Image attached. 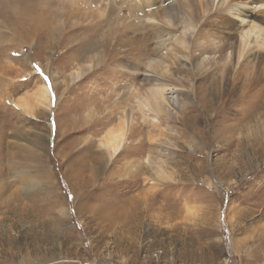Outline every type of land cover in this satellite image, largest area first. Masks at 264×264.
Instances as JSON below:
<instances>
[{"label": "rangeland", "instance_id": "374dc122", "mask_svg": "<svg viewBox=\"0 0 264 264\" xmlns=\"http://www.w3.org/2000/svg\"><path fill=\"white\" fill-rule=\"evenodd\" d=\"M160 1L0 0V264H264V52L236 82L224 86L217 71L198 79L182 56L236 47L248 20ZM182 1L189 8L168 15L192 20L194 33L148 22ZM250 12L264 19V7ZM160 30L173 36L167 47ZM169 48L179 60L167 76L207 107L177 105L176 119L153 124L137 97ZM40 85L45 106L33 102ZM163 96L175 104L171 90ZM126 115V145L106 162L101 140ZM238 122L251 138L230 134ZM148 155L170 180L141 165Z\"/></svg>", "mask_w": 264, "mask_h": 264}, {"label": "bare ground", "instance_id": "6f19581e", "mask_svg": "<svg viewBox=\"0 0 264 264\" xmlns=\"http://www.w3.org/2000/svg\"><path fill=\"white\" fill-rule=\"evenodd\" d=\"M192 1L197 6L201 14H208L213 10L214 11L218 10L219 12L224 13L226 15L236 16L241 20L242 19L248 20L245 22L243 26L242 25L241 27L239 26V29L237 30V33H239L238 34L239 43L236 47L230 45L227 50L218 49L216 50V52L213 49H211V51L207 49L206 50L203 49V51H200L198 57L196 56L197 58L195 57V59H190L189 56H185V55L182 56V58H184L185 60V63H183L184 66H188L189 68H192L195 72L194 75L198 79H202V78L204 79L209 75L210 72L217 71L221 74L223 84L228 79H231L230 81L236 82L237 78L240 77L239 76L240 73L238 72L240 67H242L244 64L254 65L259 60L260 56L263 55L264 19L255 16L253 13L250 12V10L262 8L264 7V3L261 0L252 1L251 3L248 4L241 1L235 2L233 0H192ZM160 2L161 4H164L165 2H167V0L165 1L161 0ZM2 4L3 2L0 3V5ZM182 5H185L186 7L189 8V4L187 2L184 3L182 1L181 3L175 5L172 4L167 8L164 7L161 8L163 15L160 17L158 12H156V10L152 11L148 16V22L164 28L165 27L174 28V29L179 28L182 31L180 32L179 37L178 36L177 37L183 39L188 34L194 33L196 31L197 26L196 24L193 23L192 20H184V19L180 23L178 22L179 24H177V20L176 21L173 20V18L168 15V12L170 10L172 11L176 6L182 7ZM172 37L173 36H171V34L166 32L165 30H160L155 35V38L158 40V43L161 45V47H163V45L167 41H169ZM177 43H178L177 45L184 47L183 42L179 41ZM211 44L213 45V43ZM165 46L167 47L166 44ZM168 51L170 53L169 55H171L168 61L164 58L158 57L157 59H154L152 61L153 63L151 64V67H149L150 71L148 73L151 76L147 78V81L153 84H150L151 87L148 90V96L146 98L137 97L139 105L146 110L144 111L143 115L150 118L153 124H159V119L161 117H164L165 119L168 120L176 119L174 115L175 114L174 111L178 109V106L184 107L185 103L190 104L192 109H195L197 106L200 108L206 106L205 102L199 101L203 98L201 99L198 98L196 104H194L195 102L193 103L192 101L184 100L185 98L184 99L182 98V94L184 92L183 91L184 86H182L180 83L175 82L174 80L169 79V77L167 76L168 69L172 68L173 66L172 62L175 61V59L179 60L177 59L179 53L175 48H169ZM167 89L171 90L174 94H176L174 99V101L176 102L174 105L173 102L172 103L165 102V100L167 99L164 98L163 92L166 91ZM220 89H222V87H220ZM185 90H186L185 91L186 94H194L195 96H197L198 94H201L202 86L197 88L191 87L190 89H185ZM251 90L252 89H250L249 86H244L243 88H241L240 96L245 95L246 92ZM49 92H50L49 89L45 85H40V87H38V89L36 90V93L32 95L34 104L41 106H45L46 104H49V100H50ZM234 92H236V95L239 96V94H237L239 92V91L237 92V89H235L233 93ZM260 94L261 95L263 94V88ZM166 104L168 106H166ZM14 106L16 108L21 109L22 107L25 108V106L27 105L14 103ZM255 109L256 108H254L253 110ZM251 110H248L244 114L243 119L251 115L253 111ZM131 123L132 120L130 116L126 115V117L122 118L120 122L116 123L115 128L109 129L103 136L98 149L100 150V153L102 157H104L106 162L115 160L122 153L127 142V137L130 131L129 128L131 126ZM239 124L240 122H238L236 125H234L231 128L230 134H232V132L236 134V132L238 131L240 135L241 134L240 132L242 131V127L244 129L248 127V126L246 127L241 126L240 128ZM253 131L254 130H252L251 128H247L246 132L249 138L252 137ZM260 134L264 138V133L260 132ZM166 154L168 155L169 152L168 153L166 152ZM141 165H146L147 167H149V169H151L155 174L154 176H156V180L168 181L171 179V176L167 174L166 165L162 157L161 159L156 161L153 160V158L148 155L145 159L142 160ZM138 166L136 167L137 169L139 168Z\"/></svg>", "mask_w": 264, "mask_h": 264}, {"label": "snow or ice", "instance_id": "6c2138e0", "mask_svg": "<svg viewBox=\"0 0 264 264\" xmlns=\"http://www.w3.org/2000/svg\"><path fill=\"white\" fill-rule=\"evenodd\" d=\"M38 71H39V69H38ZM45 80H47V77H45ZM54 99V98H53Z\"/></svg>", "mask_w": 264, "mask_h": 264}]
</instances>
